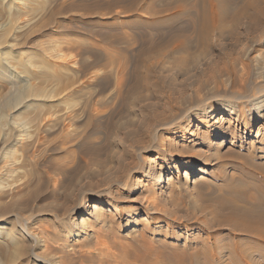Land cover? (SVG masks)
<instances>
[{"label": "rangeland", "instance_id": "obj_1", "mask_svg": "<svg viewBox=\"0 0 264 264\" xmlns=\"http://www.w3.org/2000/svg\"><path fill=\"white\" fill-rule=\"evenodd\" d=\"M173 1L24 0L23 5L0 0V54L11 51L16 65L13 71L0 65V165L13 164L0 166V221L26 236L24 241L32 232L43 244L41 231L51 236L67 221L76 227L75 205H85L82 199L100 190L117 192L123 202L136 196L144 187H138V179L154 178L164 165L161 145L182 140L165 123L178 118L176 112L183 116L222 103L223 109L244 105L245 111L259 107L264 114V0H250L251 9L244 7L249 0H228L227 17L217 22L208 45L190 29V47L179 52L173 49ZM183 56L182 68L175 60ZM20 86L31 94L15 103ZM263 123L264 117L256 122L262 131ZM239 133V141L221 145L224 138L214 137L223 178L211 167L202 184L178 181L183 186L166 205L191 219L177 226L176 235H148L162 259L133 244L126 237L131 229L124 228L115 240L125 246L115 247L114 255L63 248L68 257L75 264H182L183 250L196 245L192 237L206 233L194 220L202 218L200 208L227 197L229 185L244 187L245 169L264 163V155L250 148L248 132ZM181 153L182 158L198 154ZM186 170L181 168L183 178ZM196 170L192 180L203 172ZM162 174L164 181L169 171ZM13 243L0 237V264H46L33 260L31 247L21 252ZM42 246L36 251H44Z\"/></svg>", "mask_w": 264, "mask_h": 264}, {"label": "bare ground", "instance_id": "obj_2", "mask_svg": "<svg viewBox=\"0 0 264 264\" xmlns=\"http://www.w3.org/2000/svg\"><path fill=\"white\" fill-rule=\"evenodd\" d=\"M12 1L24 5V0ZM227 2L228 0H196L193 4L191 0H174L172 2V21L174 22L175 32L173 34V49L179 52V50L186 51L190 47V36L187 33L190 29L195 30L198 41L203 46H207L212 30L216 27L217 22L224 16L227 17L225 14L230 5ZM244 5V7H250L251 9V7H253V2L249 0L245 2ZM184 20L185 22L183 23ZM213 32H215V30H213ZM3 51L2 54H0V65L5 70L13 71L16 65L12 64L13 62L10 61L11 51ZM175 55L177 56L176 53ZM182 58H184V56ZM182 58H177L175 60L177 66L181 65L182 67L184 65L183 61H185V58ZM28 61L29 60L25 63L28 64ZM24 71L26 70L24 69ZM21 73L23 74L24 72L21 71ZM150 82L148 81L149 85L151 84ZM21 89V92L13 99L15 103L31 94V89L27 87H21ZM32 92H34V90H32ZM221 105L223 104L217 103L209 107L195 108L193 112H188L183 116H181V113L176 112L175 117L178 118L171 122H165L173 127H171L173 133L182 138V140H178L172 144L164 143L161 145L160 153L161 159H164V165H159L161 167L155 173L156 176L152 178L154 180L147 174L145 175H147L148 179L145 181L138 179V187L139 185H141L140 187H144L142 190L138 188L137 195L130 198L129 201L123 202L124 200H120L121 198L117 195V192L108 189L100 190L98 192L99 195L96 197H84L82 201L85 200V205L76 204L74 207L76 213L79 214L76 227L70 224L68 225L67 221L66 225L63 224L61 226L63 228L56 229V232L51 236L46 230L43 229L44 232L41 231V238L39 236L38 238L42 239L45 246H42L45 248L42 252L36 251L37 247L43 244H40L35 238L36 236L32 235V232H30L31 238H27L28 242H26L24 241L26 236L24 237V235L20 233V235L17 236L13 229L4 225L3 221H0V237L11 239L21 252L27 251L31 247L33 253L32 257L36 263L42 260L43 262L46 261V264H75L72 262V259L68 257V253L64 250L65 248L68 247L74 250L75 254L80 250L85 255H89V250L95 248L98 249L101 254L105 252L107 255L111 256L115 247L121 246L122 248L125 246L124 244L118 245L115 240L118 234L117 232H119L121 228H124L125 230L131 229L126 233V237H130L133 244L139 245L141 249L144 248L145 251L153 254V256L162 259V250L155 247L153 240L150 239L151 237L149 238L148 235L157 234L161 237L176 235L179 228L182 225H186L191 219L188 215H181L178 208H171L166 205L169 198H171V200L174 198L170 196L173 195L178 188L180 189V187L183 186V182L185 185L189 182H193L194 186L204 183L207 180L205 175L211 173V167L217 171L214 176L219 174L222 178L224 177L222 173L223 170L221 169L222 160L217 151L219 145L217 143L214 144V137L217 136L218 139L224 138L220 142L221 145L222 143L239 141L243 135L239 133L240 130L242 133L248 132L250 135V140L248 141L250 148H253L255 151L259 150L261 154L264 155V131H262L261 126L258 128L256 126V122L264 117V114H259V107L257 110L251 112L245 111L244 105L235 106L232 110L223 109ZM217 112H219L218 116ZM220 114L221 116L219 117ZM197 122V125L194 124L195 129L189 130V127ZM190 149L196 150L198 154L193 155L191 158H182L181 152ZM178 153H181L180 155L182 157L178 156ZM201 157L205 158H202V160L198 159ZM198 160H201V162H198ZM259 162L255 161V163H252L253 168L250 167L245 169L243 178L247 185L246 183L244 187L229 185L226 189L229 193L227 197L219 198L211 202L209 204L210 206L200 208L199 211H201V213L203 212V216L202 218L196 217L194 220H199V222L204 225L206 233L205 235L192 237L196 245L195 247L193 246L194 249L192 251L183 250L184 254L180 255L181 260H183L182 264H184V261H187L185 264H264V163ZM12 165L13 164L6 161L0 166L8 169ZM248 165H250V163ZM183 166L187 169L184 172V176L186 175L184 178L180 173ZM198 166L201 168L196 170ZM163 169L169 171L167 179L164 181L162 177ZM194 170H196L195 172L199 170L203 172L192 180L190 176ZM246 170L248 171L246 172ZM178 181L183 182L179 183ZM211 184H215V182H211ZM250 188H252L254 192H252ZM165 192L167 193V198H163L162 194ZM90 200L92 201V204H90L91 208L87 209L85 206L89 205L88 201ZM210 216L211 218H209ZM177 226H179V228ZM92 236L95 237L93 240ZM74 237L79 238L75 239ZM107 255L106 257H109ZM168 256L165 255L163 257H166L165 260H169L170 257ZM91 260L95 261L93 259ZM85 263L86 262L83 263V261L81 262V264Z\"/></svg>", "mask_w": 264, "mask_h": 264}]
</instances>
